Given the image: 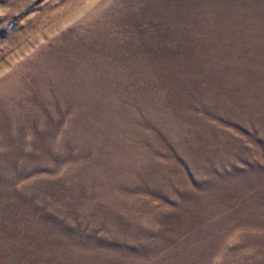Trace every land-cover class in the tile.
I'll return each instance as SVG.
<instances>
[{"label": "rangeland", "instance_id": "obj_1", "mask_svg": "<svg viewBox=\"0 0 264 264\" xmlns=\"http://www.w3.org/2000/svg\"><path fill=\"white\" fill-rule=\"evenodd\" d=\"M0 264H264V0H0Z\"/></svg>", "mask_w": 264, "mask_h": 264}]
</instances>
